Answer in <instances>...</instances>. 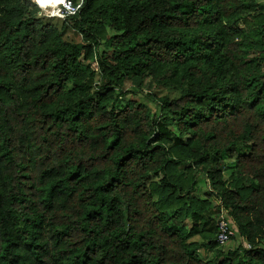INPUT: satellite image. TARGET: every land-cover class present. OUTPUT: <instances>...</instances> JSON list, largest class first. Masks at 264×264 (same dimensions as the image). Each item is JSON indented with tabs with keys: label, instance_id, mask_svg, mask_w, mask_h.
<instances>
[{
	"label": "trees",
	"instance_id": "16d2710c",
	"mask_svg": "<svg viewBox=\"0 0 264 264\" xmlns=\"http://www.w3.org/2000/svg\"><path fill=\"white\" fill-rule=\"evenodd\" d=\"M0 264H264V0H0Z\"/></svg>",
	"mask_w": 264,
	"mask_h": 264
},
{
	"label": "built area",
	"instance_id": "2783aa9c",
	"mask_svg": "<svg viewBox=\"0 0 264 264\" xmlns=\"http://www.w3.org/2000/svg\"><path fill=\"white\" fill-rule=\"evenodd\" d=\"M46 18L66 20L79 13L84 0H31ZM217 244L225 248L236 239L237 232L226 211L222 210L217 219ZM249 248V246H248Z\"/></svg>",
	"mask_w": 264,
	"mask_h": 264
},
{
	"label": "rangeland",
	"instance_id": "374dc122",
	"mask_svg": "<svg viewBox=\"0 0 264 264\" xmlns=\"http://www.w3.org/2000/svg\"><path fill=\"white\" fill-rule=\"evenodd\" d=\"M58 19V18H57ZM54 22L58 21V20H53ZM106 30L107 33L109 34V36L112 35V32L109 30L108 26H106ZM65 39L74 43H80L82 42V37L75 31L73 30H67L65 33ZM101 51H104V42H101V47H100ZM126 90L129 93L127 98L128 99H137V100H141V97L138 95L139 94V90H137L136 87L132 86V84L130 82L126 83ZM150 107L152 108V110H154V106L150 105ZM233 162H228L227 164V168L225 171V177L226 179L228 178V180L231 179V175H232V171H233V167L232 164ZM200 179H202L200 181V183L198 184V186L200 187V194H202L203 192H208L209 186L207 185L206 181H205V177L201 176ZM203 195V194H202ZM189 225V223H188ZM242 241H240V238L237 236L235 240H233L229 246H226V249H235L236 247H238L239 244H241ZM211 252L207 254V256L203 255V253H201V257L203 260H206L208 258H211Z\"/></svg>",
	"mask_w": 264,
	"mask_h": 264
},
{
	"label": "crops",
	"instance_id": "0c3cea01",
	"mask_svg": "<svg viewBox=\"0 0 264 264\" xmlns=\"http://www.w3.org/2000/svg\"><path fill=\"white\" fill-rule=\"evenodd\" d=\"M208 253H210V252H207L205 255L207 256ZM211 254L213 255L212 252H211ZM212 255H211V258H212ZM211 258H208V259H206V260H209V259H211Z\"/></svg>",
	"mask_w": 264,
	"mask_h": 264
}]
</instances>
